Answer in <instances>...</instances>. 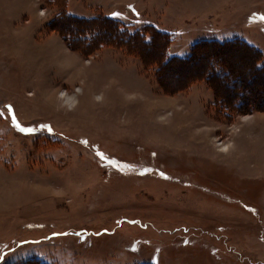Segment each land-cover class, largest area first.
I'll use <instances>...</instances> for the list:
<instances>
[{
  "label": "rangeland",
  "instance_id": "374dc122",
  "mask_svg": "<svg viewBox=\"0 0 264 264\" xmlns=\"http://www.w3.org/2000/svg\"><path fill=\"white\" fill-rule=\"evenodd\" d=\"M262 17L264 0H0V264H264Z\"/></svg>",
  "mask_w": 264,
  "mask_h": 264
},
{
  "label": "trees",
  "instance_id": "16d2710c",
  "mask_svg": "<svg viewBox=\"0 0 264 264\" xmlns=\"http://www.w3.org/2000/svg\"><path fill=\"white\" fill-rule=\"evenodd\" d=\"M107 19L111 22V24H113V26L115 27V30H114V32H115V35L117 36V37H120L121 39L122 38H124V40H126L127 42H135L136 40H138V41H144L145 43H149V44H151L152 43V37H151V39H148L147 38V35H148V32H150L151 33V28H153V26H151V28L150 27H148V26H146L144 29H142V30H137V31H134V32H129L128 30H125V29H122L120 26H122L121 25V22H120V20H116V19H114L113 17H107ZM157 31V32H156ZM155 32L156 33H158V34H161L162 35V37L166 40V41H168V43H170L171 42V39H170V37L166 34V33H163L162 31H160V30H156ZM151 36H152V34H151ZM204 44H206V45H219L220 47H227V46H231V45H236V46H238V47H243V45H244V42L243 41H234L233 42V40L232 41H227V42H218V41H208V42H204ZM247 46V45H246ZM249 46V45H248ZM196 47V46H195ZM195 49V48H194ZM166 55H168L167 54V50H165V56ZM193 56H194V50L192 51V55L190 56V57H187V58H182V57H177V56H174V57H171V58H169L168 60H167V62L168 63H171V62H180V61H183V62H186V61H191L192 59H193ZM167 63V64H168ZM230 73V72H229ZM219 75H220V79L221 80H223V81H225L226 80V76H223V75H221L220 73H219ZM209 77V75H207V77L206 78H208ZM212 77V78H211ZM210 78H211V81L213 80H219L218 78L219 77H217V75L216 74H212V75H210ZM216 78V79H215ZM208 80V79H207ZM226 82V81H225ZM221 101H222V98H221ZM226 103V102H225ZM227 104V103H226ZM26 264H28V262L26 263ZM39 264V263H38Z\"/></svg>",
  "mask_w": 264,
  "mask_h": 264
},
{
  "label": "snow or ice",
  "instance_id": "6c2138e0",
  "mask_svg": "<svg viewBox=\"0 0 264 264\" xmlns=\"http://www.w3.org/2000/svg\"><path fill=\"white\" fill-rule=\"evenodd\" d=\"M262 18H264V17H262ZM8 108H9L10 110H12V106H11V105H9ZM2 115H3V113L0 112V116H2ZM12 120H13L14 123H16L17 127H20L19 122H18L17 119H16V116H15V112H14V110H12ZM20 130H21L22 132H33V131H35V130L32 129V128H20ZM49 130H51V129H49ZM85 143H87V142L85 141ZM100 155H103V154L101 153ZM108 162H109L110 164H113V165H116V164L119 163L118 161H115V160H109ZM145 171H147V169H146Z\"/></svg>",
  "mask_w": 264,
  "mask_h": 264
},
{
  "label": "bare ground",
  "instance_id": "6f19581e",
  "mask_svg": "<svg viewBox=\"0 0 264 264\" xmlns=\"http://www.w3.org/2000/svg\"><path fill=\"white\" fill-rule=\"evenodd\" d=\"M62 93L65 94V91H62ZM64 100H66V102H69V103H72L74 101L72 95H70V94H65ZM219 144L222 145V146H224V147L221 148L222 150L228 148V144H226V143H219Z\"/></svg>",
  "mask_w": 264,
  "mask_h": 264
},
{
  "label": "crops",
  "instance_id": "0c3cea01",
  "mask_svg": "<svg viewBox=\"0 0 264 264\" xmlns=\"http://www.w3.org/2000/svg\"><path fill=\"white\" fill-rule=\"evenodd\" d=\"M227 40H229V39H227ZM209 41H218V42H225L226 40H223V41H220V40H217V39H212V40H209ZM230 41H232V40H230Z\"/></svg>",
  "mask_w": 264,
  "mask_h": 264
}]
</instances>
